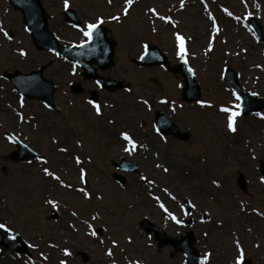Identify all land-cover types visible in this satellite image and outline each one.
I'll use <instances>...</instances> for the list:
<instances>
[{
	"label": "rangeland",
	"instance_id": "obj_1",
	"mask_svg": "<svg viewBox=\"0 0 264 264\" xmlns=\"http://www.w3.org/2000/svg\"><path fill=\"white\" fill-rule=\"evenodd\" d=\"M41 1L63 45L87 40V25L102 21L116 45L114 64L97 71L128 88L107 91L83 79L76 64L35 49L21 13L0 0V223L18 233L31 254L0 246V264H186L181 252L171 255L170 245L157 246L138 224L143 217L171 236L192 230L203 264H242L245 258L264 264V108L241 114L222 78L232 68L246 91L264 99V0H67L79 26L63 20L65 0ZM146 44L158 46L170 64L186 62L200 85L198 101L181 100V74L135 63ZM41 65L55 85L58 111L21 96L3 77ZM75 81L83 92L70 90ZM89 89L97 91L99 111ZM155 110L190 138L158 134ZM232 112H239L234 131ZM6 132L44 159L11 161L16 147ZM121 158L138 171L116 169L112 160ZM116 171L126 183L114 180ZM239 173L245 192L237 185ZM174 217L190 219V227Z\"/></svg>",
	"mask_w": 264,
	"mask_h": 264
},
{
	"label": "water",
	"instance_id": "obj_2",
	"mask_svg": "<svg viewBox=\"0 0 264 264\" xmlns=\"http://www.w3.org/2000/svg\"><path fill=\"white\" fill-rule=\"evenodd\" d=\"M11 6L22 13V21L25 24L27 32L30 34L33 46L39 51H51L58 57H63L68 61L76 63L82 69L83 79L93 78L99 86L104 87L108 91H113L120 88H128L122 80H117L110 77H103L97 73V68L106 70L114 64V48L116 42L108 37L109 29L103 25L98 24L97 29L93 33L92 39L84 41L80 44L62 45L58 42L56 35L50 30L48 26V12L46 11L41 0H7ZM64 20L73 25H80V20L76 16L73 9L65 8L62 12ZM250 26L255 33L261 36V27L254 21V18L249 20ZM83 45V47H81ZM139 66H155L161 65L172 73L181 74L183 76L184 85L181 87V98L185 102H194L200 98V85L196 80L194 73L190 68L181 61L178 64L171 65L167 56L160 50L158 46L146 45L144 52L140 58L135 60ZM96 64V66H94ZM46 65L39 66L36 70L30 72H21L14 70L6 72L3 77L6 78L20 95L34 98L41 101L45 106L52 110L58 111V107L53 98L55 85L52 80L43 76V69ZM222 78L227 81L230 87L235 92L239 99V108L241 114H248L258 112L264 108V99L257 96L255 93L246 91L239 83L236 72L232 68L224 70ZM153 82L157 84L155 79ZM73 93H81L83 91L79 82H73L70 85ZM89 97L94 105H97L98 94L96 90H90ZM155 128L160 135L170 134L174 138L180 140H188L190 138L189 132H181L178 126L170 120L161 110L154 112ZM5 136L15 145L8 157L14 162H23L32 158L44 159L28 147L25 143L19 140L12 133H4ZM112 165L118 170H127L131 173L138 171L135 162L127 161L126 158H121L116 162L112 160ZM259 171L264 177V162L260 161ZM112 177L120 184L126 183V178L119 172H113ZM237 185L244 192L246 191V180L242 173L237 176ZM183 212L185 216L190 213V202L185 200L183 205ZM58 213L52 210L51 218L55 219ZM203 219L209 218L206 212L203 213ZM176 222L186 227H190L191 220L186 218H176ZM139 226L147 233H152L156 240L158 247L170 245L172 247L171 255L176 252H181L185 256L186 264H203V257L194 246L195 238L192 230H187L179 237L168 235L163 229L158 227L147 217H143L139 222ZM0 225H3L0 223ZM4 226V225H3ZM0 246L9 248L15 253H23L30 257L27 242L16 232L4 226L0 228ZM84 261L88 257L81 251L78 252ZM242 264H251L248 259H244Z\"/></svg>",
	"mask_w": 264,
	"mask_h": 264
},
{
	"label": "snow or ice",
	"instance_id": "obj_3",
	"mask_svg": "<svg viewBox=\"0 0 264 264\" xmlns=\"http://www.w3.org/2000/svg\"><path fill=\"white\" fill-rule=\"evenodd\" d=\"M132 0H128V3H131ZM65 7L67 8L68 7V4H67V0H65ZM125 12H127V9H125ZM98 23H102V21H99ZM98 27V24H89L87 25V31L84 32V35L86 37L89 38V40L92 39V36H93V33L95 32V30L97 29ZM178 39V43H179V54L181 55V58H183V55L185 53V49H184V39L182 37H177ZM81 47H83V45H81ZM237 107H239L237 105ZM225 111H227V109H224ZM97 111H99V107H97ZM239 115V112H232L230 117H229V128L231 130H235L234 127H233V121H234V117L238 116ZM125 139H129L126 135H125ZM131 143V141H130ZM133 149L135 148V145L133 144L132 145ZM4 226L3 225H0V228H3Z\"/></svg>",
	"mask_w": 264,
	"mask_h": 264
},
{
	"label": "flooded vegetation",
	"instance_id": "obj_4",
	"mask_svg": "<svg viewBox=\"0 0 264 264\" xmlns=\"http://www.w3.org/2000/svg\"><path fill=\"white\" fill-rule=\"evenodd\" d=\"M94 66H96V65H94ZM97 73H98V71H97ZM99 74V73H98ZM99 75H101V74H99ZM101 76H103V75H101ZM103 77H109V76H103ZM83 78V77H82ZM94 80V79H93ZM95 81V80H94ZM75 82H78V81H75ZM96 82V81H95ZM96 84L98 85V83L96 82ZM81 85V84H80ZM82 86V85H81ZM99 86V85H98ZM82 88H83V86H82ZM102 88H104V87H102ZM105 89V88H104ZM71 90V89H70ZM90 90H95V89H89V90H86L87 91V93H88V95H89V92L88 91H90ZM83 91H84V88H83ZM82 91V92H83ZM90 96V95H89ZM89 100H90V97H89ZM182 100V99H181ZM97 102H98V98H97ZM155 122V121H154ZM177 125V124H176ZM178 126V125H177ZM179 128V127H178ZM179 130H180V128H179ZM181 131V130H180ZM181 132H187V131H181ZM158 133V132H157ZM159 134V133H158ZM174 138V137H173ZM176 139H178V138H176Z\"/></svg>",
	"mask_w": 264,
	"mask_h": 264
}]
</instances>
